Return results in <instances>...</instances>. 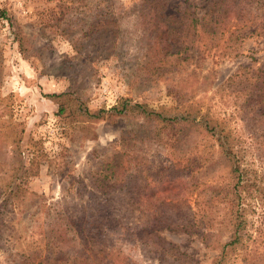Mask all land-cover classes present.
Instances as JSON below:
<instances>
[{
  "label": "rangeland",
  "instance_id": "obj_1",
  "mask_svg": "<svg viewBox=\"0 0 264 264\" xmlns=\"http://www.w3.org/2000/svg\"><path fill=\"white\" fill-rule=\"evenodd\" d=\"M146 1L0 0V264L211 263L219 251L198 237L152 228L158 218L148 205L158 214L181 205L175 198L188 179L145 183L139 171L154 175L193 156L205 162L196 179L212 185L229 180L228 163L198 126H180L173 153L155 142L156 126L143 116L107 114L123 100L171 114L196 109L231 131L262 181L244 206L249 248L260 253L246 264H264V142L243 104L250 81L226 82L243 67H264V38L245 39L241 56L223 57L221 46L204 50L200 34L193 48L178 43L181 63L171 65ZM173 1L171 13L190 2ZM62 93L69 95L52 97ZM79 106L105 118L80 116ZM160 244L186 258L162 263ZM239 248L228 264H245L234 259Z\"/></svg>",
  "mask_w": 264,
  "mask_h": 264
},
{
  "label": "trees",
  "instance_id": "obj_2",
  "mask_svg": "<svg viewBox=\"0 0 264 264\" xmlns=\"http://www.w3.org/2000/svg\"><path fill=\"white\" fill-rule=\"evenodd\" d=\"M184 2L186 5L173 13L169 10H172L173 4H176L175 1L152 0L146 1L148 5H143L144 9H149L147 14L154 18L150 25L162 29L163 43L159 47V53L163 57L172 58L171 65L178 66L181 63L180 54L184 43H188L187 47L191 45L193 48L196 40L203 41L200 34L206 37L203 44L204 50L217 51L221 46L224 52L220 55L223 57L241 56L243 52L241 45L245 39L264 38V0H209L210 7L207 9L203 8L202 2L198 0H190L188 4V1ZM200 8L204 10L203 14L197 12ZM179 42L182 46L178 45ZM188 58L187 55L182 60ZM244 80L250 81V87L242 93L245 98L243 104L249 103L251 106L253 111L251 118L258 123L256 133L264 142V67H243L228 77L226 82L242 84ZM68 95L62 93L52 97L61 99ZM69 99L72 100V98ZM59 106V111L62 113L64 111L62 103ZM79 109L80 116L91 119L105 118L103 111L91 114L85 108L81 110L79 106ZM171 112L147 110L142 105L123 100L113 106L107 114L111 117L131 113L143 116L156 126L153 133L155 142L173 153L181 141L180 133L183 127L180 126H198L202 133L215 140L218 153L229 165L230 178L222 183L213 182V186L198 181L196 176L205 167V162L193 156L183 159L174 158L154 175L150 174V169L145 170L142 167L139 172H143L145 183L157 178L158 181H162L166 174L173 175L177 179H188L185 191L180 195L177 194L175 198L182 203L181 205L177 204V207L168 208L160 214L155 207L148 205L153 216L158 218L154 219L153 230L156 233L163 230L183 232L198 237L206 250L219 251L212 257L210 264H228L232 253L238 247L242 252H238V255L234 257L235 260H241L246 264L251 257L258 258L259 249L249 248L248 245L252 237L249 234L244 204L255 194H259L262 181L255 175L253 168L245 162L243 146L237 140L235 141L231 131L221 127V123L213 121L208 115L201 114L199 110L192 109L179 114H171ZM19 141L20 138L16 136L14 142ZM261 191L263 193V190ZM190 199L192 202L189 201ZM150 228L148 225L146 231ZM225 232L230 235L227 241L222 240ZM156 233L154 235L158 237ZM261 238L263 236L259 235L258 239ZM254 240L253 238L252 243L255 242ZM261 242L263 243L262 239ZM160 250L162 252L159 257L162 263H165V259L179 263L182 261L181 257L186 258L177 248L166 249L160 244Z\"/></svg>",
  "mask_w": 264,
  "mask_h": 264
}]
</instances>
